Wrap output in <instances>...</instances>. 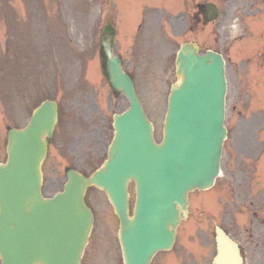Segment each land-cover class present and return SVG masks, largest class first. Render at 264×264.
Instances as JSON below:
<instances>
[{
	"label": "rangeland",
	"instance_id": "obj_1",
	"mask_svg": "<svg viewBox=\"0 0 264 264\" xmlns=\"http://www.w3.org/2000/svg\"><path fill=\"white\" fill-rule=\"evenodd\" d=\"M206 1L227 9L228 16L222 10L216 21L184 39L198 42L203 52H221L227 61L228 139L222 176L211 189L190 194L191 212L179 227L174 247L159 252L152 264H187L183 258L188 256L194 264H209L216 252V226L240 239L246 256H264V154L257 162L260 173L254 167L261 138L264 148V0H257L251 14L247 0ZM109 4L107 0L0 1V162L7 159L8 130L25 126L42 100H58L59 120L43 164L47 196L63 187L69 168L89 174L103 161L107 139L95 157L91 137L112 132V113L129 105L123 94L113 92L101 52L102 27L114 16L116 23L121 20L118 6L111 13ZM149 23L160 32L152 44L138 42L139 36L132 40L121 31L116 42L160 142L176 76L175 67H164L160 55L167 51L164 26L155 25L154 18ZM143 35L151 37L148 23ZM144 45L157 54L146 68L139 62ZM176 49L175 45L170 50L173 60ZM83 120L86 125L80 132L76 125ZM131 192L133 208L134 185ZM86 200L95 218L82 264H124L118 219L107 195L90 187Z\"/></svg>",
	"mask_w": 264,
	"mask_h": 264
},
{
	"label": "water",
	"instance_id": "obj_2",
	"mask_svg": "<svg viewBox=\"0 0 264 264\" xmlns=\"http://www.w3.org/2000/svg\"><path fill=\"white\" fill-rule=\"evenodd\" d=\"M104 47L111 83L130 100L129 111L115 117L109 160L89 178L70 171L64 192L44 199V137L52 135L56 105L46 101L25 129L10 131L8 162L0 165L2 264H80L93 219L84 195L93 184L108 192L120 218L126 264H150L159 249L172 246L181 214L187 215L188 191L211 187L219 173L227 133L221 56H199L196 45L182 46L177 60V77L182 80L172 86L164 140L158 145L134 84L108 39ZM131 179L137 183L133 217L128 210ZM217 245L213 264H242L238 245L221 228Z\"/></svg>",
	"mask_w": 264,
	"mask_h": 264
},
{
	"label": "flooded vegetation",
	"instance_id": "obj_3",
	"mask_svg": "<svg viewBox=\"0 0 264 264\" xmlns=\"http://www.w3.org/2000/svg\"><path fill=\"white\" fill-rule=\"evenodd\" d=\"M179 1H182L183 3H185L187 5L188 11L185 14V16L187 17H192L197 19L198 21L200 20V16L204 15L205 12V8L202 7L203 4H205L206 0H175V3L177 4ZM195 4H197V11L195 12ZM163 5H165L166 7H168L169 9H167L166 7H164V10L166 11V19L167 21L172 20L173 18L170 17L169 15L171 14L169 11H171L174 7H173V1L172 0H161L159 2V7L161 6L163 8ZM190 5H192V12L190 9ZM164 15L161 14L160 15V22H162ZM170 22V21H169ZM107 138V136L103 135V131L101 133L92 135L91 139L95 141L96 143V147H99L98 144H100L101 142L104 141V139ZM95 147V148H96ZM257 214V212H256ZM243 253L245 255V250H243ZM262 255V254H261ZM245 261H247V264H263V260H264V256H244Z\"/></svg>",
	"mask_w": 264,
	"mask_h": 264
}]
</instances>
